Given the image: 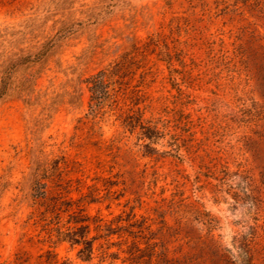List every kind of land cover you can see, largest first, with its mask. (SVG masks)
I'll return each mask as SVG.
<instances>
[{
	"label": "rangeland",
	"instance_id": "1",
	"mask_svg": "<svg viewBox=\"0 0 264 264\" xmlns=\"http://www.w3.org/2000/svg\"><path fill=\"white\" fill-rule=\"evenodd\" d=\"M0 96V264H264V0H0Z\"/></svg>",
	"mask_w": 264,
	"mask_h": 264
},
{
	"label": "trees",
	"instance_id": "2",
	"mask_svg": "<svg viewBox=\"0 0 264 264\" xmlns=\"http://www.w3.org/2000/svg\"><path fill=\"white\" fill-rule=\"evenodd\" d=\"M114 68V66L110 65L108 68L101 69L86 79L85 83L88 85V90L91 93L90 110L94 114L109 105L113 100V96L116 92L115 88L118 83L115 79L117 74ZM2 94L3 93H1V95ZM124 125L131 129L135 127L132 124V121H126ZM144 134L151 139L157 137L159 132L156 128L147 127ZM85 221L86 220H79L74 222L75 225L80 224L81 226L78 228L75 226L72 229H68L66 233L59 230V235L61 236L62 242H68L71 246H82L78 252L79 257L85 261H91L93 258V247L96 238L90 240L87 238L90 227L87 224H83ZM243 255L245 260L242 264H253V258L248 252L245 251Z\"/></svg>",
	"mask_w": 264,
	"mask_h": 264
}]
</instances>
